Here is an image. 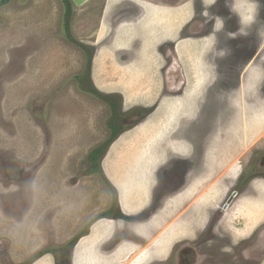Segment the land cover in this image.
<instances>
[{"label": "rangeland", "instance_id": "rangeland-1", "mask_svg": "<svg viewBox=\"0 0 264 264\" xmlns=\"http://www.w3.org/2000/svg\"><path fill=\"white\" fill-rule=\"evenodd\" d=\"M72 2L70 18L63 0L0 4V249L17 264H167L182 229L166 227L182 139L222 143L228 132L238 154L251 147L243 160L264 148V0H183L182 12L155 0L144 13ZM112 109L124 131L101 158L109 185L91 155L113 136ZM159 126L160 146L181 151L155 149ZM222 151L208 153L214 166ZM250 213L245 234L264 221Z\"/></svg>", "mask_w": 264, "mask_h": 264}, {"label": "flooded vegetation", "instance_id": "flooded-vegetation-1", "mask_svg": "<svg viewBox=\"0 0 264 264\" xmlns=\"http://www.w3.org/2000/svg\"><path fill=\"white\" fill-rule=\"evenodd\" d=\"M123 2L132 5L130 8H140L141 13H144V3L147 2L153 5L155 0H141V2L123 0ZM163 2H165L163 6H175L180 8L181 12L186 8L184 7L185 4L182 3L183 0H163ZM126 8L129 7H123L124 12L129 10ZM197 8L199 9V7ZM114 13L116 14V9H114ZM134 14H138V12ZM187 19L185 24L188 23ZM103 25L108 27L107 30H109V22L104 21ZM115 34L116 30L113 31V35ZM181 39L189 38L187 36ZM214 66L216 67L215 71H217V65ZM172 69L176 68L171 67ZM171 79L170 77L169 81ZM164 86L166 85L164 84ZM114 94L116 93H112V96ZM104 98L113 99V97L106 95H104ZM113 104V108L116 109L115 102ZM112 110L116 114V111ZM119 116L120 118L116 114L114 119L116 122L111 123L109 126L113 132L112 135L116 131L121 133L124 131L120 122L122 115L119 114ZM222 134V143L216 141L214 144L212 142V144L202 143L196 145L187 135L186 138L182 139L189 146L184 151L183 157H180L182 162L180 170L182 176H184V181L177 190H173L176 191V195L171 196L169 200L168 217L170 215L171 220L166 225L169 228L172 223L177 224L180 222L182 223L180 227L182 229L178 230L179 232L170 241L172 246H170L169 253L163 261L167 264H264V221L258 223L252 233H244L246 227H248V220L251 218L250 212L257 213V209L264 212V148H259L256 156L254 152L249 155V159L243 160L241 157L250 153L251 147L243 149L238 154L237 149L233 147L235 146L233 145L234 140L231 142L228 132L222 131ZM213 137L214 134H209L205 140L211 142ZM195 148L198 150H195ZM221 149L223 151L220 157L223 160H218L217 165L214 166L212 159L208 158V153L211 157L212 153H215L214 151ZM231 152L235 154L234 161L229 160L232 155ZM236 155L239 156L236 158ZM195 157L197 158L195 159ZM171 160L172 157L169 159V163ZM207 164L210 166L209 169ZM234 165L237 169L231 172L230 170ZM222 167L224 168L222 169ZM230 172L232 175L228 177L227 174ZM196 181H199L200 184L196 185ZM218 182L223 183L226 187L223 194H219V191H211ZM225 183H229V185ZM258 183H261L262 187L260 185L258 187ZM159 185L160 183L156 186L159 187ZM115 188L117 189L116 186ZM166 195L173 194L167 192ZM178 196H181L179 204L171 208V201L175 202V197ZM156 198L157 195L149 201L148 206H152ZM259 200H261L260 203H258ZM255 203L254 208L253 204ZM156 209L152 213H155ZM236 224L240 226L238 227ZM87 235L90 236L91 233ZM173 239L174 242H172ZM4 243L6 244V241L0 239V245H4ZM119 245L120 243L114 245V251ZM45 255L48 257V254ZM9 256L11 255L8 251L0 249V264H17L14 263L13 257L10 258ZM39 260L36 259L32 264H37ZM160 262L162 261L157 263Z\"/></svg>", "mask_w": 264, "mask_h": 264}, {"label": "trees", "instance_id": "trees-1", "mask_svg": "<svg viewBox=\"0 0 264 264\" xmlns=\"http://www.w3.org/2000/svg\"><path fill=\"white\" fill-rule=\"evenodd\" d=\"M63 1L65 3V6L68 8V11H67V15L66 16H69V18H70L71 15H72V12H73V9L72 8L74 6V3L72 2V0H63ZM8 2H9V0H2L0 4H5V3H8ZM116 132L119 133L120 131H116ZM114 134L104 144H102V146L97 147L96 150L91 155V157L94 160V166H95V169L94 170L96 172L100 173V175H102L105 179H106V177H105L106 175L104 174V171H103V169L101 167L100 160L108 152L111 144L118 138L119 135L117 134V136H116ZM110 142H111V144H110ZM106 182L110 185V182L108 181V179H106ZM109 216H111V215H109Z\"/></svg>", "mask_w": 264, "mask_h": 264}, {"label": "crops", "instance_id": "crops-1", "mask_svg": "<svg viewBox=\"0 0 264 264\" xmlns=\"http://www.w3.org/2000/svg\"><path fill=\"white\" fill-rule=\"evenodd\" d=\"M170 16H171V14H170ZM148 27L150 28L151 27V23L148 25ZM168 120H171L172 121V119H170V118H168ZM156 129H158L157 130V132H159V133H157L158 135H160L159 137H158V139H162V138H164L163 140H161V143H157L156 142V144H155V149H168V148H163L162 146H160V145H163L162 144V142H165V138H166V135L165 136H163L162 134H161V132H160V129H162V128H160V126L159 127H155ZM169 150V149H168ZM168 150H166V151H168ZM171 150H176V151H181V146H176L175 147V149L174 148H171ZM171 150H169V151H171ZM121 195L123 196V193H121ZM121 199H122V204H123V207H124V210H126V211H128V210H131V209H133L134 207H132V205L131 204H129L127 201H126V199L124 198V197H121ZM147 203V202H146ZM146 206H148V205H146ZM134 210V209H133ZM149 224H154L153 222H151V223H147V224H145L144 225V227L141 229L144 233H143V235L142 236H144V237H146L147 236V232H145V230H146V228H147V226L149 225ZM154 226V225H153ZM150 240H151V238H149ZM133 245H135L134 243H133ZM87 255V254H86ZM84 259H85V257H84ZM81 262H84V264H86V261H84L83 259H81ZM38 264V263H37Z\"/></svg>", "mask_w": 264, "mask_h": 264}, {"label": "bare ground", "instance_id": "bare-ground-1", "mask_svg": "<svg viewBox=\"0 0 264 264\" xmlns=\"http://www.w3.org/2000/svg\"><path fill=\"white\" fill-rule=\"evenodd\" d=\"M87 1H88V0H87ZM82 5H84V4H82ZM145 188H146V187H145ZM170 226H171V225H170ZM189 229H190V228H189ZM190 230H192V229H190ZM188 231H189V230H188ZM148 235H149V234L147 233V236H148ZM156 242H157V241H156ZM156 242H155V243H156ZM153 244H154V243H153ZM159 244H160V243H159ZM148 245H149V244H148ZM154 245H155V244H154ZM158 246H159V245H157V248H158ZM144 247H145V246H144ZM154 248H155V246H154ZM157 248H155V249H157ZM163 248H164L163 246H160V249H161V250H163ZM144 249H145V248H144ZM148 249H149V248H148ZM152 249H153V248H152ZM152 249L150 248V250H152ZM160 249H159V250H160ZM150 250H149V252H150ZM153 250H154V249H153ZM165 250H166V249H165ZM141 251H142V250H141ZM146 251H147V250H146ZM163 251H164V250H163ZM156 253H157V255H158L160 252L158 253V251H157ZM165 254H166V253H165ZM150 255H151V254H150ZM159 255H161V253H160ZM151 256H152V255H151ZM161 259H162V258H161Z\"/></svg>", "mask_w": 264, "mask_h": 264}]
</instances>
